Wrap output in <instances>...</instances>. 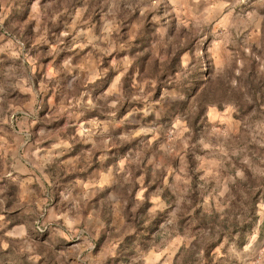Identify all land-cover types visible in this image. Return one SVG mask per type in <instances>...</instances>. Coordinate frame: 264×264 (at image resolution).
<instances>
[{"label":"rangeland","instance_id":"obj_1","mask_svg":"<svg viewBox=\"0 0 264 264\" xmlns=\"http://www.w3.org/2000/svg\"><path fill=\"white\" fill-rule=\"evenodd\" d=\"M262 179L264 0H0V264H264Z\"/></svg>","mask_w":264,"mask_h":264},{"label":"trees","instance_id":"obj_2","mask_svg":"<svg viewBox=\"0 0 264 264\" xmlns=\"http://www.w3.org/2000/svg\"><path fill=\"white\" fill-rule=\"evenodd\" d=\"M26 3V1L23 3V4H25ZM23 7H24V9H23V11L25 12L26 10H27V6L26 5H22ZM15 28H18V26H16ZM25 33H27L26 32V30H25ZM177 60H176V55H173V56H171V59L169 60V62H168V64L169 65H171L173 62H176ZM169 68H170V66H169ZM157 89H156V93H157ZM191 129H193V131H195L194 129L195 128H193V127H191ZM262 180H264V179H262ZM261 181V180H260ZM264 185V184H263ZM256 194H258L257 192H256ZM235 196H236V194H235ZM237 198H238V196H236ZM239 199V198H238ZM194 202V201H193ZM234 204H235V202H233ZM254 202L252 201V204H253ZM236 205V204H235ZM235 215L236 214H233L232 216H231V218H232V220H231V225L229 226L230 228L231 227H236V224L238 223V221H235ZM211 216V217H210ZM225 216V215H224ZM228 216V215H227ZM209 218H213V219H216V216H215V214H213V215H209V216H206V215H204V214H201L200 215V217L198 218V221L200 222V225L201 226H206L207 224V219H209ZM126 221L128 222V223H130V221L133 223V226L135 225V221H136V218L135 217H133V218H131V216L130 215H127V218H126ZM226 221V218L225 219H223V222H225ZM159 223H160V221L159 220H151L150 222H149V225L147 226V228L145 229V231H146V233H151L155 228H157V226L159 225ZM221 225H224L223 223L221 224ZM144 231V232H145ZM232 232L231 233H239V231H238V229H236V230H231ZM149 235V234H148ZM207 236H210V235H208L207 234ZM212 247H213V244L211 245V246H208L206 249H205V253H203V255L205 256V257H207V252L208 251H210V249H212Z\"/></svg>","mask_w":264,"mask_h":264},{"label":"crops","instance_id":"obj_3","mask_svg":"<svg viewBox=\"0 0 264 264\" xmlns=\"http://www.w3.org/2000/svg\"><path fill=\"white\" fill-rule=\"evenodd\" d=\"M182 3H183V0H182Z\"/></svg>","mask_w":264,"mask_h":264}]
</instances>
